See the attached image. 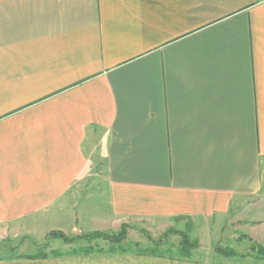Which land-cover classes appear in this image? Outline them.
Here are the masks:
<instances>
[{"label":"crops","instance_id":"crops-1","mask_svg":"<svg viewBox=\"0 0 264 264\" xmlns=\"http://www.w3.org/2000/svg\"><path fill=\"white\" fill-rule=\"evenodd\" d=\"M263 189L264 0H0V244L213 218ZM108 247L0 264H240Z\"/></svg>","mask_w":264,"mask_h":264},{"label":"rangeland","instance_id":"rangeland-1","mask_svg":"<svg viewBox=\"0 0 264 264\" xmlns=\"http://www.w3.org/2000/svg\"><path fill=\"white\" fill-rule=\"evenodd\" d=\"M97 159L93 160V167L98 165V168L102 169L104 163L97 162ZM95 173L91 177L84 175L77 188V194L83 196V200L93 199L88 208L90 210L98 208L94 196L103 187V177ZM116 227L117 229L95 231L80 228L72 233L55 229L48 232L42 239H34L30 236L20 237L11 241L8 247L20 246L19 253L33 255L42 251L66 253L90 247L94 250H108V246L123 245L126 250L134 252L155 251L162 256L182 259L184 257L181 256L179 245L181 239L187 237L192 243L198 245L192 250L190 260L210 263L264 264V256L258 253L259 248L264 249V189L255 197L237 200L226 215L207 219L176 218L164 222L131 221L122 224L118 222ZM124 231L126 238L118 244H112L105 238L94 236L96 233L118 235ZM44 246H47V249H43ZM219 249H231L237 257L226 258L218 253Z\"/></svg>","mask_w":264,"mask_h":264},{"label":"trees","instance_id":"trees-1","mask_svg":"<svg viewBox=\"0 0 264 264\" xmlns=\"http://www.w3.org/2000/svg\"><path fill=\"white\" fill-rule=\"evenodd\" d=\"M95 237L99 238H105L106 240L110 241L112 244H118L121 243L125 240L126 238V232H121L118 235H108V234H100L96 233L94 234ZM68 241V239H67ZM66 241V242H67ZM180 251H181V256L184 257L182 259L190 260L192 257V250L198 247L196 243H192L187 237H183L180 242ZM43 249H47V246H44ZM41 250V249H40ZM108 251L112 252L113 250H105V249H96L94 250L93 247L90 248H85V249H79L72 251L71 254H84V255H89V254H94V253H108ZM20 252V246L17 248H9L6 245L0 244V261L3 260H11V259H16V258H26V259H33V258H41V259H48L51 257H60L63 256L64 253H60L58 251H52L51 253H46L45 251L33 254V255H24L19 253ZM45 252V253H44ZM124 252V251H123ZM144 255H153V256H161L157 252H141ZM218 253L221 254L222 256L226 258H233L237 257L236 253L231 250V249H219ZM258 253L264 256V249L259 248ZM181 259V258H180Z\"/></svg>","mask_w":264,"mask_h":264}]
</instances>
